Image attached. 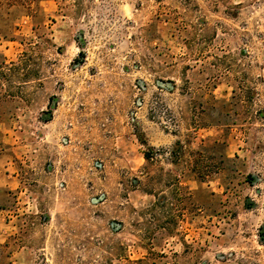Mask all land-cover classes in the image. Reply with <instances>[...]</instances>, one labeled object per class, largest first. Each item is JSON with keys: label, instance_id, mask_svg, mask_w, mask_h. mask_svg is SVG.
Returning <instances> with one entry per match:
<instances>
[{"label": "rangeland", "instance_id": "rangeland-1", "mask_svg": "<svg viewBox=\"0 0 264 264\" xmlns=\"http://www.w3.org/2000/svg\"><path fill=\"white\" fill-rule=\"evenodd\" d=\"M2 61L0 264H264V0H0Z\"/></svg>", "mask_w": 264, "mask_h": 264}, {"label": "trees", "instance_id": "trees-1", "mask_svg": "<svg viewBox=\"0 0 264 264\" xmlns=\"http://www.w3.org/2000/svg\"><path fill=\"white\" fill-rule=\"evenodd\" d=\"M80 54H82L80 52ZM17 70V65L15 63L6 64L4 61L0 62V77L4 76H13L14 72ZM161 151V150H160ZM157 151L147 150L144 152V160L148 163H151L155 160V154ZM185 152V148L182 146L180 142H176V148L168 151V155L172 157L171 163L177 164L182 160L183 154ZM142 172L147 174V168L142 167ZM163 187H167L168 189L173 190L175 185L173 182H164Z\"/></svg>", "mask_w": 264, "mask_h": 264}]
</instances>
